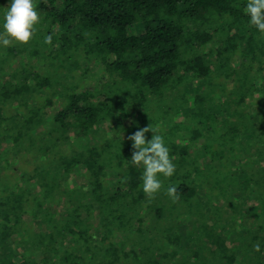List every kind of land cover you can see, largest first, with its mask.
<instances>
[{"label": "trees", "instance_id": "1", "mask_svg": "<svg viewBox=\"0 0 264 264\" xmlns=\"http://www.w3.org/2000/svg\"><path fill=\"white\" fill-rule=\"evenodd\" d=\"M0 264H264V0H0Z\"/></svg>", "mask_w": 264, "mask_h": 264}, {"label": "rangeland", "instance_id": "2", "mask_svg": "<svg viewBox=\"0 0 264 264\" xmlns=\"http://www.w3.org/2000/svg\"><path fill=\"white\" fill-rule=\"evenodd\" d=\"M86 83H87V85H86V87H84L85 89L86 88H92L93 86H95L96 85V79H95V76L94 75H92V74H90L88 77H87V80H86ZM197 84L196 83H194V81H192V80H190V79H188V81H186L184 84H183V88L186 90L185 92H187V94L189 93L190 95H193L194 96V94H197L198 93V90L202 87H199V86H196ZM202 89V88H201ZM43 127H45V126H43ZM42 127V128H43ZM41 128V129H42ZM40 129V130H41ZM82 179H83V176H82ZM76 181L78 182V179L76 178ZM248 208H251V207H253V205H254V203L253 202H248ZM185 227L186 226H181L180 228L182 229L180 232H182V234H184L185 233ZM188 229V228H187ZM186 229V230H187Z\"/></svg>", "mask_w": 264, "mask_h": 264}]
</instances>
